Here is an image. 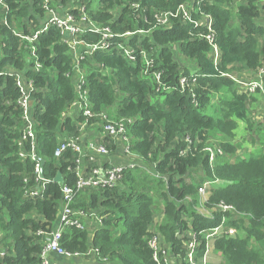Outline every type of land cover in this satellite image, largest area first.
<instances>
[{
	"label": "trees",
	"instance_id": "obj_1",
	"mask_svg": "<svg viewBox=\"0 0 264 264\" xmlns=\"http://www.w3.org/2000/svg\"><path fill=\"white\" fill-rule=\"evenodd\" d=\"M71 1L60 0L54 7L63 16ZM190 1L82 0L88 17L101 27L120 35L138 29L149 32L135 36L131 45L153 52V68L163 71L168 86L177 87L182 75L196 72L201 76L195 104L189 94L179 91L158 94L153 79L143 74V60L130 63L117 49L95 52L82 64L93 113V118H88L72 113L79 100L75 60L62 30L51 26L33 43L16 34L20 31L33 36L44 26V0H0V251L5 252L0 264H42L45 241L40 233L54 232L62 188H74L78 181V154L68 150L57 159L55 151L66 139L80 141L84 125L101 123L104 114L116 120H134L127 131L130 152L159 178L150 179L153 188L140 191L138 178L143 184L148 178H137L129 170L121 186L79 193L74 210L96 213L102 217V228H94L92 236L82 220L85 230H66L60 241L66 253L87 256L95 249L101 264H158L150 246L156 237L157 202L151 195L156 192L163 203V220L156 228L162 241L157 253L160 264L169 263L172 253L186 258L184 241L190 231L200 242L198 258H203L205 232L219 227L223 234L213 241L221 258L218 264H264V148L241 157V144L237 147L226 141L235 140L239 122L248 126L250 139L256 134L258 143L264 141L261 125L254 129L252 121L251 108L257 98L239 93L234 80L224 76L264 67V5L260 8V0L201 2V13L212 17L214 45L221 52L215 66L210 56L212 45L198 37L204 29L174 19L170 28L156 26V13H175ZM132 4L145 8L146 14L135 12ZM59 5L63 7L60 10ZM71 13L81 15L80 10ZM81 39L96 44L100 35L87 33ZM36 61L40 64L37 70ZM10 71L32 83L34 140L22 142L25 119L18 104L22 94L16 78L7 75ZM188 137L190 143L186 142ZM213 140L224 153H217L214 166L207 151ZM101 144L109 151L117 148L109 138ZM32 154L45 162L46 185L37 197L26 195L39 185L35 172L38 162L32 161ZM58 173L64 178L63 185L53 182ZM206 181L218 185L208 192L206 206L211 217L197 212L198 193ZM189 198L191 201L185 202ZM221 205L234 211H224ZM231 229L239 235L225 234ZM168 245L170 251L165 248Z\"/></svg>",
	"mask_w": 264,
	"mask_h": 264
},
{
	"label": "built area",
	"instance_id": "obj_2",
	"mask_svg": "<svg viewBox=\"0 0 264 264\" xmlns=\"http://www.w3.org/2000/svg\"><path fill=\"white\" fill-rule=\"evenodd\" d=\"M202 1L203 0H191L188 3H184L183 5L179 6L175 13H156L154 18L156 21V26H162L163 28H170L172 26V20L174 19L175 21L180 20L185 24L190 23L194 26V29H204L205 32L200 33L198 37H200L201 40H204L212 45L210 56L213 59L215 66H218L221 60V52L219 48L214 45L215 31L213 28L212 17L201 13V9L199 8ZM54 3L59 4L60 0H44V9L47 14V21L40 30L34 33L33 36H24L21 34V32L17 31L16 34H18V36H20L22 40L33 43L35 40H37L39 35L46 32L51 26H56L62 30L64 42L68 45L71 51L75 53L73 70L76 75L75 92L79 98L78 102L80 104V113H82L85 117L93 118V113L90 108V101L88 98L89 90L87 88L86 75L81 72V68H83L82 64L85 60H87V57H91L95 52H109L113 49H117L118 52L123 56V58H125V60L129 61L130 63H136L138 60H143V74L153 79L156 87V92L158 94L179 91L182 94H189L193 99V103H197L195 91L198 87V81L201 78L200 75H198L196 72H193L189 76L182 75L179 78L178 86L170 87L163 81V71L153 68V61L151 57H149L148 51L131 45V40L135 36L145 35L149 32L144 29H138L136 31H130L120 35L113 32L109 27H101L96 22L92 21L86 13V7L82 5L84 4L82 0H72L70 5L67 4V9L64 11L63 16H61L56 10V8L54 7ZM57 7H61V9L63 8L61 5ZM131 9H133L135 12H139L142 10V14H146V9H141L140 5L138 4H132ZM73 10H80L81 15L79 17H76L71 13ZM195 16H200L199 20L194 19ZM144 20L145 22H147L146 16L144 17ZM87 33L99 34L100 41L96 44L85 42L81 38ZM30 50H32L31 54L34 55V49ZM39 67L40 64L36 61V70L39 69ZM255 73H257V79L250 81H240L235 77L229 76L227 74H224V76H228L232 80L236 81V84L244 90V93L253 95L256 92L260 91L264 100V68ZM7 75L16 78L17 87L22 94L21 98L18 101V104L21 106L24 112L25 119V128L23 132L22 142H25L29 139L34 140V123L30 118L32 112L30 102L31 91H34L32 88V83L25 80V78L20 73L15 71H10L9 73H7ZM97 124H100L103 128V132L106 134V139L109 138L113 141H115L114 139L122 140L125 144L126 153L129 156H133L135 158V156L130 152V147L127 144V142H129V139L127 138V131L128 128L134 124L133 119H124L117 121L115 120L114 122H112L104 114L102 115L101 123ZM88 127L89 126L85 124L82 131L85 130L84 128ZM186 142L190 143L189 137L186 139ZM68 150H71L78 154L76 171L78 181L74 188L68 186H63L62 188V205L60 207V212L58 215L59 225L56 230H54V232L49 235L40 233L41 236L45 237V243L43 251L41 253L42 264H58L52 261L53 257L63 258L71 256L69 253H66V251H64L60 246V241L62 239L63 233L71 228H75L78 230L86 229L82 220L88 217L89 213H85L80 210H74L73 208L77 195L84 191L116 188L122 182L124 172L127 170L136 169L140 164L137 162V160H135V158L129 161L127 165H119L107 168L91 166L87 167L84 172H81L78 169V166L82 164V158L80 157L83 153L82 138L80 139V141L73 139H66L62 141V143L59 144L55 151V157L57 159L61 158L63 154ZM207 151L210 153V162L212 163L214 161V158L216 157V152L208 148ZM97 153L103 156H107L109 150L106 146L100 144ZM38 159L39 158L35 154H32V161L38 162L35 172L39 185L38 188L26 191V195L28 197L39 196L43 192L46 185V181L44 179H41L40 177L41 164ZM157 178H159L158 175ZM213 184V182H208L205 184L204 188L201 189L203 200L206 202L208 201V192ZM220 208H222L224 211H234L232 207L224 205H221ZM204 216L211 217V215ZM100 219V225H102V218ZM234 232L235 230L231 229L225 234L230 235ZM220 234H223L221 227L214 229L213 235L207 234V239H215L216 237H219ZM195 237L197 236H194L193 244H190L187 247L188 251L185 254L186 258L184 257L183 259L186 264H201L199 262L203 259L201 258L200 260L197 256L198 242ZM150 246L155 251V260L158 262V264H160L157 256L159 249H157L156 237L153 238ZM208 252L209 251L207 245L204 257L208 255ZM95 253L98 254V250H95ZM4 255L5 252L0 251V257H3ZM179 256L182 259V256L180 254ZM173 259L174 258H172L171 261ZM203 261V264H206V259H203Z\"/></svg>",
	"mask_w": 264,
	"mask_h": 264
},
{
	"label": "crops",
	"instance_id": "obj_3",
	"mask_svg": "<svg viewBox=\"0 0 264 264\" xmlns=\"http://www.w3.org/2000/svg\"><path fill=\"white\" fill-rule=\"evenodd\" d=\"M263 5H264V0H260L259 1L260 8H263ZM81 72L85 74V72L82 70V68H81ZM74 75H75V73H74ZM237 75L242 76L241 81H247V80L250 81V80L257 79V73L249 71V70L242 71ZM236 79L239 80L238 78H236ZM234 82L237 83L236 81H234ZM238 92L241 93L239 90H238ZM251 96H253V95H251ZM255 98H257V102L255 103L254 107L251 108L252 121L253 122L255 121V118L257 117V115L253 114V111H255L256 113L259 112V109H262L261 103L264 104V102L262 101L263 99H262V94L260 91H258V96H256ZM72 113L76 114V115L80 114V104L78 101L74 104ZM260 116H261V118L263 117V119H264V113L258 114V117H260ZM259 125H261L260 127H263L264 124L262 122H260ZM99 126L94 125V126H91L88 128H84L85 130H83V136H82L83 153L80 156L82 158V164L80 166H78V169L81 172H84L87 167H91V166H99V167L107 168V167H113V166H119V165H127L129 163V161H131L132 159H135L133 156H129L126 153L125 144L122 140H119V139H114L116 142L117 148L114 150H110L107 156H103V155L98 154L97 150L101 144V141L106 139V134L103 132V128L101 127L100 124H99ZM247 127L248 126L245 123L239 122V126H238L239 134L238 135L239 136L244 135V131L247 130ZM262 134H263V131H262ZM263 138H264V136H263ZM245 146H246V144H245ZM263 148H264V145H262L256 149L248 148L247 151L249 153H259ZM135 160H137V159H135ZM120 184L118 186H121ZM99 220H100V217H98L96 213H91V214H89L88 217H86L84 219V221L86 222V225H88V229L90 230L92 236H93L94 228H97V229L102 228V225H100L98 223ZM96 223H98V225ZM58 225H59V220L57 221L56 228L58 227ZM44 241H45V237H44ZM213 241H214V239H211V241H210L211 242V250L207 255L209 260H210V258H215L218 256L214 251ZM95 259H96V261H99L101 264V262H102V261H100L101 258L98 257V254L95 253V249H91L87 256H83V255L72 256L71 255V256H67V257H63V258L53 257L52 261H54L58 264H91V263H93V261H95ZM93 264H96V263H93Z\"/></svg>",
	"mask_w": 264,
	"mask_h": 264
},
{
	"label": "rangeland",
	"instance_id": "obj_4",
	"mask_svg": "<svg viewBox=\"0 0 264 264\" xmlns=\"http://www.w3.org/2000/svg\"><path fill=\"white\" fill-rule=\"evenodd\" d=\"M237 6H238V4L235 5V7H237ZM57 8H59V10L61 9V7H57ZM57 11H58V9H57ZM18 32H20V31H18ZM72 53H73L74 58H75V53L74 52H72ZM148 53H149V57H151V55L153 54V52H151V53L148 52ZM260 69H262V68H259L258 71ZM235 78H238L241 81L242 76H238L237 75V76H235ZM238 88H239L238 90L241 93H243L244 90L241 87H239V86H238ZM218 94H221V92H219ZM253 96H255V97L258 96V92H256L255 94H253ZM262 99H263V96H262ZM262 101L264 102V100H262ZM261 108L262 109H259V112H257V113L255 111H253V114L257 115V117L255 118V121H254V123H255L254 129H257L256 127L259 126V123L260 122H262L264 124L263 117L262 118H261V116L258 117V114L264 113V104H262V103H261ZM105 115L112 122H114L116 120L114 118H111L108 114H105ZM94 125L99 126V124H97V123L94 124ZM260 129L263 131V136H264V125H263V127H260ZM238 134H239V129H237V131H236L235 140L233 138H226V141L229 142L232 145H237V147L239 146L238 144H241L242 147H241V149L238 152L241 157L244 156V155H246L245 152L249 153L247 151L248 148L256 149V148H259L260 146L264 145V141L263 142H260V144L256 141V139H257V135L256 134L253 135L254 138H251L250 139L251 133L248 134V130L244 131V135L239 136ZM247 134H248V138H247ZM252 140H254V141H252ZM245 144H246V146H245ZM208 149L215 150L216 153H221V155L224 154L223 151H222V149H221V147L218 145L217 140H213V143L208 147ZM216 158H217V156L214 158V161L211 163L212 166H214V163H216V161L218 160ZM127 171H129V170H127ZM130 171L135 172V176L137 178L138 177H140V178H144V177L148 178V181L146 182V184H143L142 183V180L138 178L137 183H138V187L140 188V191H142L144 189V187H147V189L153 188V182L151 183L152 180H150V179H152V178L153 179H157V175H156V173H154L150 169V167L147 164L140 163L136 169H133V170H130ZM125 173H126V171L123 174L122 180L124 179ZM200 173H201V171H200ZM210 182H212V181H210ZM206 183H208V182L207 181L204 182V184L201 186V188L199 190V193H198V199H199V206L198 207L199 208H197V212L203 213L204 215H207V216H210L211 215V210L207 208V206H206L207 205V202L203 200V196L201 194V189L204 188V186H205ZM214 186H215V183L210 187V189H213ZM216 186H218V185H216ZM151 195L155 198V200L157 202L156 203L157 209H156V213H155V217H154V225H153V227L155 229L153 230L154 231L153 233L156 235V238H157V249L160 250L161 249V245L160 244H161L162 241H161V237L159 236V232L156 231V228H157V225L159 223H161L162 220H163V203H162L161 198L159 197L158 193L152 192ZM189 201H191V198H189L185 202H189ZM100 218H102V217H100ZM98 223L99 224L101 223V219L98 221ZM98 223H96V224L98 225ZM207 234L213 235V230L208 231V232H205V235H206L205 237L206 238H207ZM238 235H239V232L235 231L233 234H230L228 236H238ZM194 236L195 235L191 231L188 232L187 235H186V238L187 239L184 241V246H187L188 247L190 244H193ZM195 239L197 240V237H195ZM199 243H198V247H199ZM207 245H208V251L210 252V250H211V242H208ZM165 248L170 251L169 245L166 246ZM186 252H185V254H186ZM172 254H174V259L172 261H170L168 264H183V260L180 258L179 254H177V253L176 254L175 253H172ZM197 256H198V251H197ZM199 259L201 260V258H199ZM203 259H206V261H205L206 264H218V263L221 262V258H220L219 255L217 257H215V258H210V260H209V258L207 256H205V257L203 256ZM203 259L199 263L203 264L204 263ZM158 260L160 262V258L159 257H158ZM93 263L100 264V262L99 261H96V259H95V261H93ZM93 263H91V264H93Z\"/></svg>",
	"mask_w": 264,
	"mask_h": 264
},
{
	"label": "water",
	"instance_id": "obj_5",
	"mask_svg": "<svg viewBox=\"0 0 264 264\" xmlns=\"http://www.w3.org/2000/svg\"><path fill=\"white\" fill-rule=\"evenodd\" d=\"M38 160L41 164L40 177H41V179H44L43 166H44L45 162L42 159H38ZM53 182L63 185L64 184V178H63L62 174L58 173L57 176L54 178Z\"/></svg>",
	"mask_w": 264,
	"mask_h": 264
},
{
	"label": "clouds",
	"instance_id": "obj_6",
	"mask_svg": "<svg viewBox=\"0 0 264 264\" xmlns=\"http://www.w3.org/2000/svg\"><path fill=\"white\" fill-rule=\"evenodd\" d=\"M80 114H82V113H80ZM190 138V137H189ZM214 152H216L215 150H214ZM216 155H217V153H216ZM45 180V179H44ZM44 191V190H43ZM210 191V190H209ZM56 230V229H55ZM210 242L211 240H209V239H207V242Z\"/></svg>",
	"mask_w": 264,
	"mask_h": 264
},
{
	"label": "bare ground",
	"instance_id": "obj_7",
	"mask_svg": "<svg viewBox=\"0 0 264 264\" xmlns=\"http://www.w3.org/2000/svg\"><path fill=\"white\" fill-rule=\"evenodd\" d=\"M127 144H128V145H130V143H129V142H127Z\"/></svg>",
	"mask_w": 264,
	"mask_h": 264
}]
</instances>
